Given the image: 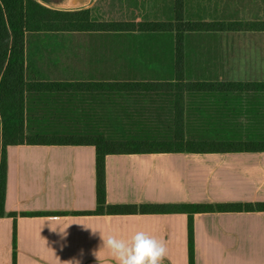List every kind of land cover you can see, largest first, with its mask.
Returning a JSON list of instances; mask_svg holds the SVG:
<instances>
[{"label": "crops", "instance_id": "1", "mask_svg": "<svg viewBox=\"0 0 264 264\" xmlns=\"http://www.w3.org/2000/svg\"><path fill=\"white\" fill-rule=\"evenodd\" d=\"M182 1L188 21L264 22V0ZM48 4L88 8L96 21L172 22L176 12V0ZM52 47L43 60L47 79L99 88L70 94L68 116H112L123 131L160 135L174 132L181 115L187 132L264 139L263 92L183 91L197 83L264 84L262 29L186 33L179 67L175 32L64 33L53 38ZM108 84L121 90L103 93ZM103 123L81 126L98 131ZM7 165L0 264H13L14 220L16 264H115L101 248V235L129 239L138 231L165 242L164 264H189L187 213L78 214L97 209L94 146H9ZM106 192L108 205L264 204V152L111 154ZM193 224L195 264H264V210L196 213Z\"/></svg>", "mask_w": 264, "mask_h": 264}, {"label": "trees", "instance_id": "2", "mask_svg": "<svg viewBox=\"0 0 264 264\" xmlns=\"http://www.w3.org/2000/svg\"><path fill=\"white\" fill-rule=\"evenodd\" d=\"M57 0H0V218L5 210L7 191V149L16 145H92L96 151L97 209L78 214H135L184 212L188 220L189 264H195L193 217L214 211L264 210V204L217 205H108L106 200V157L111 154L142 153H226L264 152V139L226 132H187L181 115L174 132L151 134L123 131L118 118H81L66 114L69 96L99 91L98 86L53 81L46 78L44 56L52 53L53 38L64 33H116L124 30L175 32L178 67L182 60L184 35L215 30H264V22H203L184 18V3L176 0L172 22L96 21L88 8L60 9L48 4ZM103 93L115 95L116 84L102 86ZM121 88V87H120ZM141 88V87H139ZM147 88V87H144ZM138 90V89H136ZM178 92L181 86L178 85ZM157 91H162L157 89ZM193 93H264V84H187ZM64 104H61V103ZM103 120L101 130L91 131L82 123ZM16 219V213H8ZM24 216L43 213H22ZM13 264H16V220L13 229Z\"/></svg>", "mask_w": 264, "mask_h": 264}, {"label": "clouds", "instance_id": "3", "mask_svg": "<svg viewBox=\"0 0 264 264\" xmlns=\"http://www.w3.org/2000/svg\"><path fill=\"white\" fill-rule=\"evenodd\" d=\"M64 235L66 236L67 233L64 232ZM101 239L103 241L101 248L108 250L115 264H164L167 256L165 242L143 231L136 232L129 239L117 238L114 235L107 237L101 235ZM97 253L94 252L93 255L98 260ZM69 262L79 264V261Z\"/></svg>", "mask_w": 264, "mask_h": 264}, {"label": "water", "instance_id": "4", "mask_svg": "<svg viewBox=\"0 0 264 264\" xmlns=\"http://www.w3.org/2000/svg\"><path fill=\"white\" fill-rule=\"evenodd\" d=\"M48 3L55 4V3H57V1H48Z\"/></svg>", "mask_w": 264, "mask_h": 264}]
</instances>
